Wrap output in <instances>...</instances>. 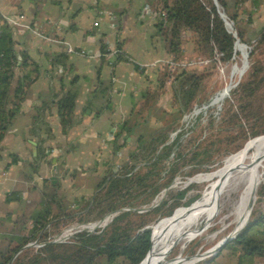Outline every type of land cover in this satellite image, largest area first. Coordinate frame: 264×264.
<instances>
[{
  "label": "trees",
  "instance_id": "trees-1",
  "mask_svg": "<svg viewBox=\"0 0 264 264\" xmlns=\"http://www.w3.org/2000/svg\"><path fill=\"white\" fill-rule=\"evenodd\" d=\"M262 1L251 0L250 2L257 8ZM218 2L226 16L233 21L239 40L250 47L249 69L244 80L233 91V94L239 100L238 110L232 113L234 120L238 118L239 112L249 113L251 99L264 87V66L255 58L256 51L264 46V25L254 37V45L251 46L252 40L245 38V32L241 27H236L238 20H240L238 7L244 0L235 2L234 11L226 9L225 0H218ZM147 4L154 9L156 16L154 31L151 36L163 38L165 49L169 55L165 60L168 63L165 64L164 69H159V64L156 68L160 76L157 80L160 86L154 89L155 91L146 88L142 92V102L139 106L137 107V104H134L128 117L118 125L112 140L113 156L103 163L105 167L104 174L97 182L95 192L81 198L74 197L70 213L67 212V207L61 204L54 193L48 196L50 200L41 199L39 206L32 209L27 216L29 225L22 227L26 230L27 236L11 237V240L18 241L17 246L13 249H8L6 246L0 247V264H8L11 258L28 241L35 239L39 234L43 244L36 249L27 264H141L147 258L148 252L152 249L154 237L156 238L158 235V227L152 228V236L151 229H143L148 221L145 215L160 212L166 206V200L146 213H137L136 210L120 211L112 218L106 228L93 233L88 231L78 232L73 236L70 243H54L43 238L45 237V228L52 219L78 215L82 211L85 214L95 212L96 216L102 217L107 213L119 211L122 207L129 205V201L132 199V196H129L133 191H137L135 197L144 195L147 197V202H149L159 193L163 185L167 187L173 181L174 173L178 170L177 161L182 159V154L178 152L182 134L179 133L169 142V129L172 128V123L188 110L197 98L202 87L203 78L197 73L196 64L189 61L184 62L182 59L183 37L185 34L190 33L192 51L197 54L195 58H200L203 62L211 65L216 63V59L228 62L236 54H239L234 51L236 38L225 27L224 21L210 0H148ZM0 20L1 140L8 122L18 110L25 88L34 80V78H31V74L37 68L34 66L32 69H22L28 64L27 57L24 53L17 54L14 49L11 30L1 16ZM113 48L115 51L111 59L105 56L109 52L106 44H102L100 51V58L110 66L111 70L121 60L133 63L138 70H144L145 67L125 54L121 42H117ZM75 51L80 53L81 50ZM16 55L21 57L19 64H17ZM51 63L52 66H65L61 54L54 56ZM170 63H173L174 66L169 67ZM14 68L23 71L11 95H9L8 90L13 78ZM167 87L171 91V98L177 113L172 117L171 122L165 121L168 114L167 110L160 109L157 112L158 107L148 105L150 100L158 99L161 94L159 93L160 88L167 91L169 90ZM103 91L104 89L98 85L92 92L91 97H95L97 92ZM76 96L77 91L69 89L55 101L56 114L62 133H67L72 126ZM7 101L12 106L7 107ZM163 119V125H159V122ZM233 124L232 127H244L239 121ZM248 126L249 132L246 138L258 137L256 135L260 132L256 129V126L251 125V123ZM132 138H135L136 147L133 151L131 150L129 156L136 157V159L140 157L144 161L142 166L145 168L144 171L134 170V164L126 168L127 162L121 163L120 167L114 162V158H118L120 150L127 147ZM46 152L47 150L42 151V156ZM167 173L169 175L166 181L163 184H158L157 180L164 178ZM72 178H74V174ZM57 186L58 184H55V187ZM187 190L186 188L176 193H170V196L181 199L185 196ZM44 197H46V194ZM10 199L9 196L5 198L6 201ZM192 203L184 207H189ZM52 204L56 206L55 213L52 212ZM173 209L174 205H169L161 214L163 216L169 215ZM132 214H138L139 218L135 231L132 230L133 227L129 222V216ZM224 248H228L236 256L237 264H242L243 261L251 263L255 257L264 258V210L251 219L237 236L228 241L221 249ZM219 254L220 251H218L217 256ZM22 261L23 257L17 255L11 264H22Z\"/></svg>",
  "mask_w": 264,
  "mask_h": 264
},
{
  "label": "crops",
  "instance_id": "crops-1",
  "mask_svg": "<svg viewBox=\"0 0 264 264\" xmlns=\"http://www.w3.org/2000/svg\"><path fill=\"white\" fill-rule=\"evenodd\" d=\"M147 3L0 0V16L16 22L6 24L15 51L27 57L28 64L22 69L37 68L0 140V217H25L26 206L35 209L41 199L50 200L55 184L65 183L73 174L75 179L91 168L96 170L103 159L112 158L118 125L134 104L139 106L146 88H157V65L169 56L164 43L151 36L156 16ZM117 42L144 70L126 60L111 70L100 58L101 46L113 48ZM58 54L65 66H52ZM16 60L19 64L21 57L16 55ZM23 70L13 69L9 95ZM98 85L104 91L91 97ZM69 89L77 91L73 122L62 133L55 101ZM6 106L12 104L7 101ZM76 188L74 197L87 194L85 187Z\"/></svg>",
  "mask_w": 264,
  "mask_h": 264
},
{
  "label": "rangeland",
  "instance_id": "rangeland-1",
  "mask_svg": "<svg viewBox=\"0 0 264 264\" xmlns=\"http://www.w3.org/2000/svg\"><path fill=\"white\" fill-rule=\"evenodd\" d=\"M210 1L213 3V0ZM236 1L237 0H225L226 9L228 11H234ZM250 1L251 0H244V2L239 5L238 12L240 14V20H238L236 27H241L244 30L245 38L252 40V46L254 45V37L264 25V0L257 8L254 7ZM219 7L223 11L220 4ZM249 15L251 17L250 19ZM227 20L231 23V28L229 30L236 33L233 21L229 17H227ZM156 39L163 42V38L157 36ZM183 41L182 59L184 62L189 61L192 64H196L198 68L197 73L203 78L202 87L198 92L197 98L193 101L190 108L172 123V128L169 129V142L179 133L182 134L181 144L178 148V152L182 154V159L177 161L178 170L174 173L173 181L167 187L163 185L159 193L149 202H147V197L144 195L135 197L137 191H133L129 196H132L129 205L122 207L119 211L107 213L102 217L96 216L95 212L85 214V212L82 211L78 215L52 219L45 228V237L43 238L46 239V241L70 243L72 242L73 236L78 232L88 231L93 233L106 228L112 218L120 211L136 210L137 213H146L166 200L167 204L160 212L145 215L148 221L143 228L149 227L152 234V228L158 227L159 233L161 226L171 219L204 209L221 197L217 215H213L214 217L209 218L207 222H205V218L198 220L197 228H201V233L186 241L181 246H177L166 253L159 263L194 264V261L198 257L193 258L192 256L196 254L200 256L211 250L217 243L231 234L235 228L241 227L245 222L248 224L251 219L264 210V178L257 190L253 208L249 210L239 222H237V217L234 216L235 214L233 213V200L237 198L239 190L235 189L223 194L231 184L232 173L234 171L231 166L222 165L225 158L233 156H252L264 145V87L251 99L249 113L246 112L247 114H244L239 112L238 118L234 120L232 117L233 111L238 110L239 104V100L236 98V95L233 94V91L237 88L238 84L244 80L249 69L248 56L250 47L246 43L239 41V54H236L228 62L216 59V63L211 65L203 62L200 58H195L197 54L192 51L193 46L190 33L184 35ZM242 44H244L245 47ZM241 46L244 47V49ZM255 58L264 66V46L256 51ZM241 59L244 60L245 64L243 75L240 78L236 76L231 78L230 74L232 67L236 64L239 65ZM159 77L158 75L157 78ZM159 86L160 85H157V87ZM159 93L161 94L158 96V99L150 100L148 105L158 107L157 112H159L160 109L167 110L168 114L165 117V121L168 120L171 122L172 117L177 114L171 98V91L170 89L164 91L160 88ZM211 101H213V105H209L205 111L196 114L190 121L183 120L184 115L191 113L196 107L210 104ZM214 113L216 114L214 115ZM211 119L213 120L211 121ZM238 121L244 125L243 128L237 126L232 127L234 125L233 123ZM163 123L164 119L159 122V125H163ZM250 123L251 125L254 124L256 129L260 132L256 135L258 137L254 136L256 138H246L249 132L248 125H250ZM178 129L179 131L172 138L173 133ZM135 147V138H132L128 146L123 148L119 157L114 161L118 167L122 165L121 163L127 162L128 165L126 168L134 164V170H145V168L142 167L144 161L140 157L136 159V157L129 156V153L131 150L133 151ZM103 160L106 162L109 158ZM104 169L105 167L103 165H98L96 170L91 168L89 171H86L84 175L81 174L75 179L67 177L65 183L59 184L51 193L56 194L61 204L66 206L67 212L70 213L73 207V197L78 193L76 187L78 185L85 187L84 191H87L86 196L93 194L97 182L104 174ZM168 175L169 173H167L164 178L157 180V183L163 184ZM59 183H61V181H59ZM66 187L68 189H64ZM186 188L188 190L183 198L176 199L170 196V193H176ZM217 190L218 193L216 194ZM185 202L187 203L184 204ZM190 203L192 204L189 207H184ZM169 205H174L173 214H169L171 216H163L161 213ZM25 209V217H0V247L6 246L8 249H13L17 246L18 241L15 239L11 240V237H18L21 235L27 236L26 230L22 229V227L29 225L27 216L32 208L26 206ZM51 209L53 213L56 212L55 205H53ZM212 210L213 207L205 214L212 212ZM138 221V214L129 216V222L133 227V231H135ZM40 236L39 234L35 239L28 241L25 244L26 246L24 245L13 258H11L8 264L13 263L17 255L23 257L22 264H27L28 260L33 257L36 249L43 244ZM219 251L220 254L218 256L216 254L208 264H237L236 256L232 254L228 248L220 249ZM209 257L210 256H207L195 264H204ZM242 264H264V258L255 257L251 263L243 261Z\"/></svg>",
  "mask_w": 264,
  "mask_h": 264
},
{
  "label": "bare ground",
  "instance_id": "bare-ground-1",
  "mask_svg": "<svg viewBox=\"0 0 264 264\" xmlns=\"http://www.w3.org/2000/svg\"><path fill=\"white\" fill-rule=\"evenodd\" d=\"M228 26L230 29L231 24H228ZM238 43L239 41L234 46L235 53L240 52ZM244 47L242 48L244 49ZM244 66V60L241 59L239 65L236 64L232 67L230 77L240 78L244 73ZM222 165L231 166L234 170L231 184L223 194L235 189L239 190L237 198L233 200V213L237 217V222H239L253 208L257 190L264 178V145L252 156L225 158ZM220 198L204 209L177 216L163 224L156 238L154 237L152 249L141 264H159L166 253L199 235L202 230L197 228L198 220L205 218V222H207L209 218L214 217L213 215H217ZM211 207H213L212 212L205 214ZM212 251L213 248L200 256L198 254L192 256L193 258L198 257L194 264L209 256Z\"/></svg>",
  "mask_w": 264,
  "mask_h": 264
},
{
  "label": "water",
  "instance_id": "water-1",
  "mask_svg": "<svg viewBox=\"0 0 264 264\" xmlns=\"http://www.w3.org/2000/svg\"><path fill=\"white\" fill-rule=\"evenodd\" d=\"M213 3H214V5H215V7H216V9H217V12H218V14H219V16L222 18V20L224 21V24H225V27L228 29V31L229 32H231L230 30H229V26H228V24L230 25L231 23L227 20V16H226V14L220 9V7H219V2H217V0H213ZM232 35L236 38V41H235V43H234V46H235V44L238 42V41H240L239 40V38L237 37V34H235V33H232ZM244 45V44H243ZM245 46V45H244ZM247 55V54H246ZM247 224H246V222L241 226V227H239V228H235V230L231 233V234H229L228 236H226L223 240H221L219 243H217L214 247H213V251H212V253L209 255L210 257H209V259H207L206 261H205V263L204 264H207L217 253H218V251L228 242V241H230V240H232L233 238H235L236 236H237V234L246 226ZM145 228H149V227H145ZM144 229V228H143ZM151 236H152V234H151ZM26 246V245H25ZM195 256V255H194Z\"/></svg>",
  "mask_w": 264,
  "mask_h": 264
},
{
  "label": "built area",
  "instance_id": "built-area-1",
  "mask_svg": "<svg viewBox=\"0 0 264 264\" xmlns=\"http://www.w3.org/2000/svg\"><path fill=\"white\" fill-rule=\"evenodd\" d=\"M162 15H163V13H162ZM19 18H21L22 17V15H19L18 16ZM2 18V20L3 21H5L6 23L8 22V23H10V24H15L16 22H15V20H13V19H9V18H7V17H1ZM0 22H1V20H0ZM95 25H97V22H95L94 23ZM232 33H235V32H232ZM236 34V33H235ZM70 51H74V49H70ZM108 53L105 55L106 56V58H109V59H111V57H112V55L114 54V48H111V47H108ZM84 53V51L83 50H81L80 51V54H83ZM168 62H166V61H162V62H160L159 63V69H164V66H165V64H167ZM174 66V64L173 63H170L169 64V67H173ZM213 101H211L210 102V104H208V105H202V106H200V107H196L191 113H188V114H186V115H184V117H183V120L184 121H190L196 114H198V113H200L201 111H205L207 108H208V106L209 105H213V103H212ZM216 113H214V115H215ZM213 117H215V116H213ZM179 131V129L175 132V133H173V135H172V138H173V136L177 133Z\"/></svg>",
  "mask_w": 264,
  "mask_h": 264
}]
</instances>
